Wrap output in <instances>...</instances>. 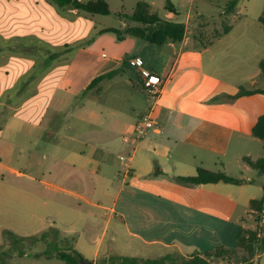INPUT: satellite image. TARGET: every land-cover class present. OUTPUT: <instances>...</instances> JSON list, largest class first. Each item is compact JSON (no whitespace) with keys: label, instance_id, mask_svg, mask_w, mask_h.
<instances>
[{"label":"crops","instance_id":"1","mask_svg":"<svg viewBox=\"0 0 264 264\" xmlns=\"http://www.w3.org/2000/svg\"><path fill=\"white\" fill-rule=\"evenodd\" d=\"M229 2L221 6V18L230 31L203 47L196 30L209 18L192 10L181 42L153 45L102 33L113 27H97L94 15L59 7L53 0H0V123L5 126L0 135L7 127L30 137L46 121L44 134L35 135L52 144L44 143L43 151L9 168L29 180L14 183V196L31 218L41 219L45 212L56 217L63 227L57 231L74 239V249L93 264L110 256L168 257L167 264H180L205 257L212 249L207 243L218 236L237 239L241 228H257L250 202L262 198L264 176L254 177L244 158L259 159L248 147L259 141L253 128L264 115V93L237 95L242 89H264L259 21L264 0L256 1L261 12L254 19L245 14L242 0L226 17ZM147 3L153 8L155 1ZM169 6L163 18L173 21L177 10L172 2ZM120 20L122 30L126 24ZM105 34L112 35L113 56L85 46L92 35ZM135 58L163 79L156 102L143 88L140 68L129 63ZM114 71L112 79L83 96L95 78ZM114 88L119 95L107 106L102 96ZM75 100L80 110L70 116ZM151 108L157 129L135 147L125 144L123 136ZM25 124L33 130H23ZM199 168L245 182L188 187L172 180L193 176ZM235 168L240 175L233 174ZM46 196L61 198L47 210ZM259 226L264 235V217ZM6 231L22 233L5 229L2 235ZM253 263L264 264V252Z\"/></svg>","mask_w":264,"mask_h":264},{"label":"rangeland","instance_id":"2","mask_svg":"<svg viewBox=\"0 0 264 264\" xmlns=\"http://www.w3.org/2000/svg\"><path fill=\"white\" fill-rule=\"evenodd\" d=\"M88 1V0H83ZM112 10V14L105 16V15H94L93 18L95 20L96 26L104 27H113L121 29L123 22L120 20L121 16L129 14L130 10L134 8V6L140 0H106ZM152 0H146V2H151ZM155 3L153 4L154 11H156L161 17L166 16L167 7L169 6L170 2L175 5L177 10L176 18L172 19L174 22L178 23H185L187 21L188 13L192 10L193 14L197 15V13L204 14L208 21H206V33H211L215 30H222V18L221 6L225 5L228 0H193V3H190L189 0H154ZM257 0H242L243 9L245 14L249 18H256L261 12L260 5L256 4ZM242 5V3H241ZM245 6V7H244ZM260 7V8H259ZM86 16L89 14L82 13ZM91 17V16H90ZM211 18V19H210ZM195 19V18H194ZM191 22V21H190ZM194 22V21H193ZM191 28V25L189 26ZM215 29V30H214ZM93 34V33H92ZM112 35L105 34L101 38L95 36H91L89 41H86L85 46L91 47L95 50H104L105 55L113 56L116 53L115 46L111 45L110 39ZM94 38V40H93ZM100 39V40H99ZM135 39V38H131ZM132 41V40H129ZM123 47H126V50L130 51L131 45L124 43ZM131 54V53H129ZM104 55V56H105ZM122 59L126 58L121 57ZM131 68V67H130ZM132 70L130 69L127 74L120 75L121 79H126L129 74H131ZM119 79V80H121ZM124 79V80H125ZM116 88L109 90L107 89L104 93L103 100L107 106H110L111 99L113 100L114 96L119 95V91H115ZM80 107L78 105V101H74L72 105H70L68 109V113L70 116H75L78 114ZM11 123V121H10ZM47 122H42V128L34 129L35 134L42 135L44 134L43 126H46ZM65 124V123H64ZM14 126L15 124H11ZM3 123H0V128H4ZM23 130H33V128L25 124L22 127ZM27 136L23 133H18L17 130L14 128H5L3 134L0 135V264H65L64 261L52 257L47 258V256H38V254L45 252L47 249L52 250V247L48 245L49 241H55L56 236L54 233L49 229L58 230L63 228L62 223L53 215L45 212V216L41 219L31 218L30 215L27 214L24 205L21 203V199L19 197L14 196V189L13 185L16 181H29L25 179H20L18 176L12 172L10 169L17 166V164L22 163L25 159L34 157L36 153L35 150L39 153L40 150L43 151V144L45 140L36 137V135ZM61 138L65 136V133H62ZM37 144V145H36ZM52 147L51 143H45ZM20 146L25 148L24 151H21ZM53 148H50V150ZM248 149L250 150L251 154L254 156L255 159L264 156V148L262 141H257L253 144H250ZM32 152V154L30 153ZM245 161V158H244ZM246 162V161H245ZM10 168V169H9ZM17 168V167H16ZM22 172L27 174L32 173V170L29 168L25 169L23 167H18ZM233 174L240 175V171L235 168L233 170ZM234 175V176H235ZM252 175L254 177H258L259 174L256 170H253ZM61 196H46L44 201L48 203L46 205V209H49L52 200L60 201ZM46 203V204H47ZM42 209V208H41ZM5 229L15 230L22 233H17L22 238L26 236H35L38 231L47 229L49 231L48 238L46 240H39L36 244L30 245L31 240H25L23 242H13L11 241V237H8L5 233L2 235V232ZM15 235V234H14ZM15 235V237H19ZM39 237L40 235H36ZM109 237V236H108ZM57 242L60 247L65 246L63 242L64 236L59 234L57 236ZM72 239V238H70ZM12 242V243H11ZM225 244V246H230V248L237 247L236 239H228L225 237L224 239L218 238L213 239L212 244L207 243V247H211L215 250L217 247H220V243ZM219 244V245H217ZM71 241L69 246H71ZM212 249H210L212 252ZM24 252V255L21 253ZM87 260L92 263V259L87 257ZM103 260V259H102ZM101 260V261H102ZM100 261V262H101ZM218 264H234V262L230 259H218ZM254 261V260H253Z\"/></svg>","mask_w":264,"mask_h":264},{"label":"trees","instance_id":"3","mask_svg":"<svg viewBox=\"0 0 264 264\" xmlns=\"http://www.w3.org/2000/svg\"><path fill=\"white\" fill-rule=\"evenodd\" d=\"M56 5L62 8L74 9L79 12L89 15H111L112 10L106 0H53ZM240 0H230L224 7L223 14L227 17L235 12L236 6ZM171 8L170 6L167 7ZM125 20V27L120 30L110 28L102 30V33H114L119 40L126 36H131L139 40L148 42L153 45H163L166 42H181L186 33V25L183 23L173 22L161 17L150 4L140 1L136 4L133 10L124 16L120 17ZM260 23L264 28V11L259 17ZM206 25H201L196 30V38L203 47L212 45L217 39L227 34L231 27L225 23L222 30H215L211 33H206ZM260 68L264 77V59L260 62ZM118 72H110L95 78L92 83L83 92V96L91 94L93 89L97 88L100 83L112 79ZM260 92L264 93V89H255L246 91L242 89L237 96H242L248 93ZM235 99V97H230ZM253 136L263 143L264 148V115H262L255 127L253 128ZM245 161L258 173L264 176V156L253 161L249 157H245ZM155 174H158L157 172ZM175 183L183 186H196L200 184H212L224 182L228 184H243L245 181L232 178L223 172H215L204 168H199L197 173L193 176H176L172 179ZM250 208L254 210L255 221L258 224L256 229L241 228L237 235V247L226 248L223 246L217 247L212 252L205 255V257L195 256L189 260H182L180 264H218V259H230L234 264H254L253 260L260 252H264V235H260L259 224L264 217V182H263V196L259 200H252ZM56 236L55 241H49L48 245L52 250L47 249L45 252L38 254V256H47V258L56 257L65 262V264H81L84 260L83 256L74 249V239L64 237L63 242L65 246L60 247L57 242V236L60 234L55 229H49ZM5 234L11 237L13 242H23L31 240L30 245L36 244L39 240L43 241L48 238L49 231L40 234L39 237H15L14 233L6 231ZM71 241V246L69 243ZM12 243V242H11ZM24 255V252L21 253ZM168 257H163L156 260H141L133 257L110 256L103 259L100 264H167Z\"/></svg>","mask_w":264,"mask_h":264},{"label":"built area","instance_id":"4","mask_svg":"<svg viewBox=\"0 0 264 264\" xmlns=\"http://www.w3.org/2000/svg\"><path fill=\"white\" fill-rule=\"evenodd\" d=\"M129 63L134 67L140 68L143 88L150 98L156 102L163 88V79L159 75L145 69L144 61L141 58L131 59ZM157 127L158 122L154 117L153 108H151L148 113L141 117L135 126L123 136V142L131 147H135L150 131L157 129ZM120 159L124 160V157L121 156Z\"/></svg>","mask_w":264,"mask_h":264},{"label":"water","instance_id":"5","mask_svg":"<svg viewBox=\"0 0 264 264\" xmlns=\"http://www.w3.org/2000/svg\"><path fill=\"white\" fill-rule=\"evenodd\" d=\"M81 264H93V263L86 261V260H83V261H81Z\"/></svg>","mask_w":264,"mask_h":264}]
</instances>
